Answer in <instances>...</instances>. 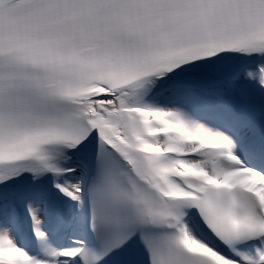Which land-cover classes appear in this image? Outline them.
<instances>
[{"label":"snow or ice","instance_id":"obj_1","mask_svg":"<svg viewBox=\"0 0 264 264\" xmlns=\"http://www.w3.org/2000/svg\"><path fill=\"white\" fill-rule=\"evenodd\" d=\"M0 264H264V0H0Z\"/></svg>","mask_w":264,"mask_h":264}]
</instances>
